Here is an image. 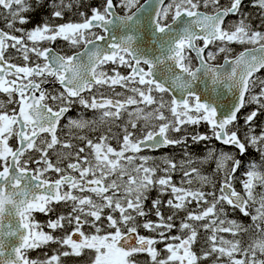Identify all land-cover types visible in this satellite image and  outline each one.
Returning a JSON list of instances; mask_svg holds the SVG:
<instances>
[{
  "label": "snow or ice",
  "instance_id": "obj_1",
  "mask_svg": "<svg viewBox=\"0 0 264 264\" xmlns=\"http://www.w3.org/2000/svg\"><path fill=\"white\" fill-rule=\"evenodd\" d=\"M0 9V264H264V0Z\"/></svg>",
  "mask_w": 264,
  "mask_h": 264
},
{
  "label": "trees",
  "instance_id": "obj_2",
  "mask_svg": "<svg viewBox=\"0 0 264 264\" xmlns=\"http://www.w3.org/2000/svg\"><path fill=\"white\" fill-rule=\"evenodd\" d=\"M0 11H3V10L0 9ZM4 23H5L4 20L2 18H0V27L1 28L4 27ZM32 26H33L32 24H28L26 27L31 28ZM247 110L248 109H245V111H247ZM241 123H243V121H241ZM205 130H206L205 128H203V127L201 128V131H205ZM217 146L219 147V145H217ZM171 151H173V150H171ZM253 156H256V154L254 152H252L251 150H249V155L247 157H245L244 159L247 160V159H249L250 157H253ZM256 158L258 159V157H256ZM234 216H235V218L242 219L245 223H247V218L241 217V214L240 213L237 212V213L234 214ZM36 218L37 219H40L39 216H36ZM52 247H55V245H53ZM37 254H38V252H32L30 255L33 256V257H35V256H37ZM67 264H77V262H76L75 258H73L72 260H69L67 262Z\"/></svg>",
  "mask_w": 264,
  "mask_h": 264
},
{
  "label": "flooded vegetation",
  "instance_id": "obj_3",
  "mask_svg": "<svg viewBox=\"0 0 264 264\" xmlns=\"http://www.w3.org/2000/svg\"><path fill=\"white\" fill-rule=\"evenodd\" d=\"M15 62L20 63L19 60H16ZM76 114H77V110H73L72 112L69 113L70 116H75ZM87 115H89V114H87ZM171 150L172 149H161L159 151H149V150H146L145 154L152 155V156H155L157 158H160V157L164 156L165 154H170L171 153ZM175 151H177V150H175ZM176 178L178 180L179 179V176H177ZM153 195H155V193H153ZM37 216L40 217V219H37V220H39L41 222H44L47 219L46 217H44L41 214H37ZM153 219H154V217H153Z\"/></svg>",
  "mask_w": 264,
  "mask_h": 264
},
{
  "label": "rangeland",
  "instance_id": "obj_4",
  "mask_svg": "<svg viewBox=\"0 0 264 264\" xmlns=\"http://www.w3.org/2000/svg\"><path fill=\"white\" fill-rule=\"evenodd\" d=\"M247 111H249V109H248ZM88 114L91 115L90 113H88ZM89 115H88V116H89ZM261 119L264 120V117H261ZM173 151H174V150H173ZM173 151H171V153H173ZM241 171H242V170H241ZM237 175H239V173H238ZM237 188H238V190H239V185H237ZM232 218L237 219V218H235L234 215L232 216ZM247 222H249V221H248V218H247ZM225 235H227V234H225Z\"/></svg>",
  "mask_w": 264,
  "mask_h": 264
},
{
  "label": "bare ground",
  "instance_id": "obj_5",
  "mask_svg": "<svg viewBox=\"0 0 264 264\" xmlns=\"http://www.w3.org/2000/svg\"><path fill=\"white\" fill-rule=\"evenodd\" d=\"M1 28V27H0Z\"/></svg>",
  "mask_w": 264,
  "mask_h": 264
}]
</instances>
